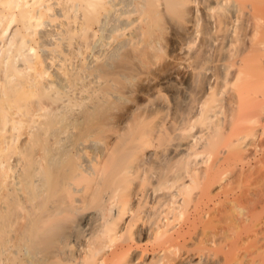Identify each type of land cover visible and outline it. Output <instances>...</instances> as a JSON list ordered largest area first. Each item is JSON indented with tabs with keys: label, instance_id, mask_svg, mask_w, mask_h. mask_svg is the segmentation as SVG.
Masks as SVG:
<instances>
[{
	"label": "bare ground",
	"instance_id": "bare-ground-1",
	"mask_svg": "<svg viewBox=\"0 0 264 264\" xmlns=\"http://www.w3.org/2000/svg\"><path fill=\"white\" fill-rule=\"evenodd\" d=\"M258 14L0 0V264H264Z\"/></svg>",
	"mask_w": 264,
	"mask_h": 264
},
{
	"label": "rangeland",
	"instance_id": "rangeland-1",
	"mask_svg": "<svg viewBox=\"0 0 264 264\" xmlns=\"http://www.w3.org/2000/svg\"><path fill=\"white\" fill-rule=\"evenodd\" d=\"M258 15H260V18H263L264 19V14H258ZM259 18V17H258ZM263 19H260V20H263ZM263 22V24H264V20L262 21ZM258 23H259V21H258ZM261 24V23H260ZM259 24V25H260ZM263 24H261V25H263ZM258 25V26H259ZM260 25V27H262ZM246 29H248V23L246 22V21H242L241 23H240V27H239V38H240V46L241 47H243L244 46V43H246L247 42V38L249 37V36H247L246 35V32H245V30ZM261 29H263V31H264V25H263V27L262 28H258L257 27V31H259V32H257V40L260 42V41H264V32H262L261 31ZM259 37V38H258ZM262 39V40H261ZM257 41V42H258ZM261 53H257V57L260 55Z\"/></svg>",
	"mask_w": 264,
	"mask_h": 264
}]
</instances>
